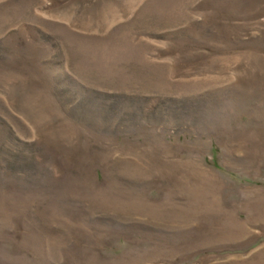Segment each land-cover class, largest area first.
Masks as SVG:
<instances>
[{"label":"rangeland","instance_id":"1","mask_svg":"<svg viewBox=\"0 0 264 264\" xmlns=\"http://www.w3.org/2000/svg\"><path fill=\"white\" fill-rule=\"evenodd\" d=\"M0 264H264V0H0Z\"/></svg>","mask_w":264,"mask_h":264}]
</instances>
